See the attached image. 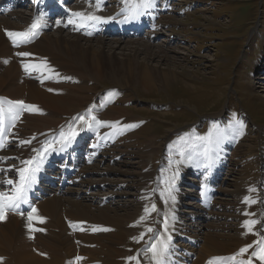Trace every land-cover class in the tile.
<instances>
[{"label":"rangeland","instance_id":"374dc122","mask_svg":"<svg viewBox=\"0 0 264 264\" xmlns=\"http://www.w3.org/2000/svg\"><path fill=\"white\" fill-rule=\"evenodd\" d=\"M90 1L91 0H77L74 3L73 8L77 10L81 9L83 11H89L91 13H96V11L90 10L92 7L89 3ZM110 1H114L113 3L111 2V4L112 5L117 4L116 7L114 8L112 6V8L108 10H104L101 13L100 12L98 13H100L103 16H109V15H114L115 12H119L117 10V7L121 6V4L118 2L124 1V0H110ZM166 1L168 3L165 4V6L169 7L172 10V12L169 11L168 13H164L163 18L164 19L165 18L168 19L169 17H172L173 19L175 18L174 23L169 25V24H163L162 22L160 24L158 39L155 38L153 39V42L152 41L151 42L153 46H155L156 49L158 48L164 49V50L168 49L167 51H169V49L172 48L176 52L172 50V52L166 54L165 58L162 59L161 56H159V58L161 59H159V61H153V62L155 66H158V68L160 69L167 68L169 64L175 65L176 71L178 73L180 72L178 75L179 76L178 84H173L171 86V89L168 87L167 89H164V90L160 88L158 90L154 89V90L148 91L139 82L135 83L134 85H130V86L129 85L127 86L126 84H124L123 80L121 79V77H123V74L116 75V76L114 75L112 76L111 74L108 76L107 74H104V75L102 74V76H100L101 78H98L97 80H93L92 78L87 76L90 79H88L86 82L90 86H92L93 89H89V91L87 92L84 91L87 93V95H89V100L85 103L84 105L85 107L82 108L83 110L81 109L82 113H80L77 116L75 114L73 115L68 114L65 116L59 115V117L62 116L61 118H59L58 115L55 114L54 112L48 111L47 113V110H41V107L39 108L36 104L35 105L32 104L33 106H36L39 109V111H30L32 115L34 114L33 116L30 114V118L32 120L34 116L40 117L41 115L42 116L47 115L48 117H51L50 119L54 118V119L63 120L58 124H54L53 127L55 128L66 123L67 121L70 122L72 120L74 122L72 126H74V128H76L75 130H77V127L80 126V123L82 121L78 119H73V118L85 116L84 118L88 120V117L86 116H88V114L89 116L90 115L92 116L89 110L93 106L92 104L93 102H95L96 104L98 103L100 104V100H101V103H106L108 104V106H111L112 104L116 105L119 102L117 104L118 106H121L123 104L122 106L130 108V111L132 112H129V114L125 115V117L127 118L130 117L131 119L134 118L135 120L131 122L132 123L131 125H137V126L133 128H127V130L124 129L125 131L120 130L118 132V135L114 134L111 138H112V141H116L118 137L119 139L121 138L120 140L122 141L120 142L118 147L122 150L128 149V150L133 151L132 154L134 155L132 156L135 157V160L137 159L136 161H140V165H143L141 166L142 169L136 168V167L132 168V166H128V168L136 172H140L142 170L141 173L145 172V175H148V177L146 176L144 177L149 178V180H151V181L149 180L143 181L144 183L146 182L145 184L143 182L141 183L143 186L139 183L138 186L140 187V190L138 188L134 189L131 187V191L133 193H137V192L139 193L141 192V190L144 193L146 192L145 193L146 196L144 195L141 202L140 201L135 202V206H134L135 209L133 207L134 209L133 212L136 209H138V206L139 208L142 207L141 208L142 210L140 211L142 212V216L145 217V220L151 223L152 217L153 216L155 217V215H157L158 210H156L155 212H150V214L146 215L145 208L147 207L151 209L150 207L152 206V204L150 205L151 200L149 199L148 192L151 190L154 183L159 180V176H160L159 182L161 180L164 181L165 179H169L171 175L174 173L175 168L181 167L183 165V164L181 165V163H176V161H183L182 157H177L174 160H169V164L165 162V164L162 165V158L164 156V153L162 152L163 145L166 142L168 143L172 137V135L171 134L169 135L168 132L170 131V129L175 131L176 129L186 124L195 123L199 127H202V125H207V122L211 117L223 115V118L226 119L225 126H223V128H219L217 127V125L213 124L215 121L211 119L210 125H213L212 126L213 130L210 129L209 131H213V133L215 134H217L218 132H221L223 135V136L222 135L217 136V138L216 137L213 138L214 148H216V145L218 144V142H222L226 138L228 140L231 138L233 141L230 145L231 148L229 150V155L227 157L229 159V161L227 162V164L229 165V169H228V173H226L225 175L226 178L224 177L226 181L224 180L225 183H223L222 185L224 187L221 186L220 189L228 188V190H233V192H231V195H229L230 197L228 196V198L232 199L230 201V205L226 204L224 206L226 208L225 210L223 209L224 212H227L226 213L227 215L236 214L237 216L239 215L240 216L239 218H237L236 216L227 218V216H224V217L215 216L214 217V216L209 215L207 216L209 217V219L207 220L204 217L199 218V220L202 221V223H204V225L206 226L203 228V230H205L204 231L205 233H210L213 239L218 238V241L221 242L220 243L221 245H223V243H226L227 245L226 244L225 245L227 247L230 246L231 249H233L230 251V249L222 248L221 249L222 253L212 254L208 258L209 260H211L215 257H221V255L223 258H226L227 255H231L229 257H234V259L238 261L240 260L247 261L251 258L253 260V264H261V261L252 257L251 254L253 251L257 250V242H259L261 239H264V229H262L264 228V214H263V210H264L263 209L264 208V164L261 165V163L256 160L257 154L252 155V157H249L248 159H245L243 153L246 147L244 145H241V143L245 141L250 127H256V128L259 127L260 128L258 129L259 134L257 131L259 141H260L258 150L262 151L261 159H262V163H264V53H263L264 51V0H166ZM23 13L24 12H22V14ZM24 15L26 14L24 13ZM0 17H4V16H0ZM19 24L23 25V23H19ZM255 29H256V32H253V30ZM55 31L50 30L48 31V33L49 32L54 33ZM167 33L170 34V36ZM99 37L102 38L105 36H98L95 38H99ZM109 38H113V37H109ZM120 38L124 40L125 39H129V40H145L146 39V37L144 36L139 37V38L132 37L133 39H130L129 37H120ZM164 39H168L169 41H163ZM0 44H1L0 45V58H3L2 62L4 64L8 62L11 63L9 66L0 64V84H3L2 87L0 88V92L5 91V93H9L8 96L10 97H12V94H14V97L17 98L18 95L17 94L15 95V93L13 92V89L11 88L12 86L14 87L18 86L16 82L19 81L20 79L21 80H25V79L20 78L19 68L16 65V63L13 61V58L16 56H14L12 51L7 50L8 47L6 45V42L4 44L3 43H0ZM2 45H4L5 47ZM143 49H146V48L143 47ZM32 51H35V50L30 49L31 53L28 50V52L31 54V56L30 55L27 56L29 59L34 58L33 56L34 54L32 53ZM52 51L53 50H51V52ZM4 58L6 61L4 60ZM65 67L66 66H64L61 63L59 66H56V69L58 70V72H60V74H66L67 76L69 75L71 78H73V75L67 74L68 69H66ZM69 71L74 72L76 70L69 69ZM45 75L43 76L44 82L46 81ZM111 77L112 78L114 77V78L112 79ZM2 79H3V82H2ZM51 83H55V85H57L58 83H60V81H58V79H54L51 81ZM4 86L6 87V89ZM71 87L72 86H70V88ZM84 92L82 91L83 95L85 94ZM96 104L94 105V107L97 108L98 105ZM108 106H106V108ZM100 107L102 108V106ZM226 107L227 109L225 110ZM241 110L245 112V116L242 115L240 119H238L240 116L239 112ZM52 114L53 115L55 114L56 116L55 115L53 116ZM105 115L106 114H102L98 116L96 114V117H99L102 121H104ZM204 116H206L207 119H203ZM246 116L250 118L252 121H250V119H248ZM125 117L124 118L121 117L120 119H117V120H112L106 117V121L108 122V124H109V121H113L114 124L112 125L116 124V126H118L117 125V122H118V123H121L123 126H125L126 122H122V121H125L126 119ZM224 119H222V121H224ZM237 120L242 121L243 124L245 125L244 135L238 138L234 136L235 121ZM126 125H130V124H126ZM106 129L108 128L102 127L100 136L104 134L105 132L104 130ZM36 130L37 129L33 131L35 132ZM261 132H262V135H261ZM120 133H122V137H120L119 135ZM166 135L168 136L167 138H166ZM218 138L222 140L220 141L218 140ZM210 140H212V136L210 137ZM179 143L186 145L184 140H180V141L175 140L173 142V145L177 146ZM198 143L199 145H202L203 144L202 139H200ZM207 144L209 147L210 143L208 140H207ZM149 149L151 152L149 151ZM147 153L151 155L148 157ZM224 153L220 154L219 156L223 157ZM142 155L145 158L142 157ZM120 157L122 156L117 157L116 160L120 161L119 160ZM141 158L142 160L143 159L144 160L142 161ZM106 163H108V161L102 162L100 164V167L106 168ZM111 163H112V166L110 165L111 168L118 167V164L115 163V161ZM165 165H168V168H164ZM120 166L122 167L123 165H119V167ZM146 166L147 167L149 166L148 167L149 171ZM143 167L145 168V170ZM150 170L153 172H151ZM163 173L167 174V176H164V178L162 177ZM114 175L115 174L111 175L110 173H108V171H106V177L109 176L108 178H113V177L121 178V179L124 178L122 175H119L118 177L117 175L116 176ZM156 176H157V180H155ZM89 177H93V176L90 174ZM89 177H86V178H89ZM133 177L137 179L140 176L139 174H134ZM238 180H239V183L237 182ZM159 182H157V184H159ZM184 185H191V184L188 182V183H185ZM94 186L96 189L101 188L100 185L98 184H94ZM125 186L126 184L123 186H120L119 189L120 190L126 189ZM162 187L163 188L166 187L165 182L162 183ZM167 188L168 187H166V189ZM253 188L256 189V191H250V189H253ZM102 189L103 190L106 189V186L102 187ZM190 189H192V187ZM246 196L251 197L256 202L251 203V204L244 203ZM168 197L170 200L171 190H169V188L168 190H166V192L162 196V201H164V203L161 202V199L159 200L161 204V206L159 204L160 209L162 207V210L160 211V213L162 214V219L165 218L166 214L168 213L167 212L166 214H164L165 211L167 210L169 211L170 209L169 207H171V205L174 202V201L173 202L171 201L172 204L171 202L167 203L166 199ZM43 201L44 200L40 202L42 203ZM188 202H191V201H188ZM188 202L184 201L185 204H187ZM41 203H38V204L36 203V207H35L36 213H33V217L43 218L44 221L40 222L41 224H38V225L37 223H39L38 222L39 220L35 219V224L38 227L45 229V231L43 233L37 234L38 236L36 235V237H34L29 229V226L27 227V219L24 216H20V219L18 220L17 224L18 226L22 225V227L19 230L15 229L13 233L15 241L18 238H20L21 244L23 245L26 244V241H27L28 249L26 248V245H24L26 253L28 254L33 253L34 255L36 252L34 251V249L36 248L34 246L36 245L37 242H42L41 244L44 247L46 246L45 248L49 252L51 250H48V248L53 247L51 248L53 249V251H51L50 254L51 255L54 254V256L57 257V258L55 257L54 264H65V259L67 258L69 259L71 257L73 259L71 258L70 263L76 264V262H74L76 259L74 258H76L78 255L81 256V259L83 258H86L88 260L95 259L94 257L95 255H92V252L95 251V249L96 251L101 250L103 252L111 253L112 243H110L107 238L109 235L106 234V232L104 233L102 230H100V228H98L99 226L98 224L96 223L89 224L90 227L96 226V229L97 230L99 229L97 231L99 233H95V231H93V234H92V232H90L92 235H95L93 239L94 241L90 239L87 240V241L90 240L89 242H96V245H93L92 243V245H85L84 247V245L81 244V242L78 243V241H83L82 238L84 237L83 234L82 233L79 234V232L83 230L82 227L84 225L82 223L85 221L87 222L89 220H84L83 218L82 219L77 218L76 220L70 221L69 218L64 217V220H66L64 221L65 225L67 226L70 225L71 227H73L75 226L73 225V223L81 224L79 226H81L82 230L80 229L75 233L66 234L62 236L61 230L58 228V225H57L60 217L57 215L52 216L51 214H48L49 215L48 216L46 212L42 211L41 209L42 207L39 206V204ZM180 205L181 203H178V207H180ZM235 206H240L241 209H238L236 212L234 208ZM223 210L221 212H223ZM247 212H248V215H246ZM245 219L249 221L250 220L257 221V223L255 224L251 232H249V230L244 226L245 221H246ZM225 221L231 223L230 224L231 227L228 228L229 230L227 229V224ZM48 222L52 224L48 225L49 224ZM54 222L56 225H54ZM86 222L84 224L88 223ZM3 223H4V220L0 224L1 230L4 226ZM43 223H45L47 226H45V224ZM117 223L118 222H116V225H120L119 223L118 224ZM132 223L134 224L133 226L135 227L134 221ZM190 223H193V222L190 221ZM125 224H128V223H125ZM140 224L144 226L143 221ZM155 224L156 225L158 224L161 226L162 222L154 221L153 226ZM195 225H199V223L197 224L195 223ZM67 226L65 227L68 230ZM52 227H54L53 228L54 230L53 229L51 230ZM55 227L57 228L55 229ZM102 227H104V225L101 226V229ZM138 229L140 231L139 236L141 235L143 238L140 239L141 236L138 237L137 239L129 238L127 243L123 241L121 244H119L117 248V252H118L117 254L119 255V257L116 256L117 254L112 253L113 255L111 256H113V258L111 259L108 257L109 262L110 260L111 261L113 260L112 262H110V264H112L113 262H114L113 264H115V261L117 262V260L118 262L116 264H118L119 262L121 264H133V261L135 263V260L130 261L128 257L134 254L135 250L138 247L140 248L141 245L144 243V241H146L147 237L150 236L151 234V232H149L148 230L147 231H145V229L143 230L142 226L139 227ZM161 229L162 227L158 231L156 230L155 235H157ZM236 229H238V231L241 230V234H242L241 237L237 239L232 238L229 235V234L235 235V233L237 232ZM223 231H226V232H223ZM227 233L229 234L226 235ZM134 235H137V233H134ZM67 237L69 238L71 237L70 238L71 242L75 240L73 244H77V245H74L73 247H71V249L70 247L66 246V241L68 240ZM153 237H151V239ZM212 237L205 239V241L201 238L199 240L200 241L199 243H204V242L208 243V246L211 249H213L215 242L213 241V243H211ZM106 244H107V247H106ZM216 244H217L216 247L218 248L221 247L219 246V243H216ZM54 245L57 251L54 250L55 249ZM79 245H81L82 247ZM116 245L117 244L115 243L114 247ZM249 245H251L252 247H249L246 253H244L243 255H238V253L240 252V249L245 248L246 246H249ZM32 246L34 247V249ZM20 247L21 245H17V248H20ZM59 249L62 250L61 252L66 255H63L62 253L60 255ZM120 251L122 253L127 251L129 255L125 257L121 255L122 257H120ZM198 251H200V248H198ZM141 252L144 253V251H141ZM230 252L232 253L229 254ZM102 256L105 257V255H102ZM4 257L5 256L4 255L2 256L0 252V258H2V260L5 261ZM59 257H62V258H59ZM145 258L141 259V261H144ZM149 260H151V257L147 261ZM230 261L233 262L232 264H235L236 262L233 260H229L228 264ZM0 264H2V261H0ZM23 264H31V263L28 262V263H23ZM237 264H240V263H237Z\"/></svg>","mask_w":264,"mask_h":264},{"label":"bare ground","instance_id":"6f19581e","mask_svg":"<svg viewBox=\"0 0 264 264\" xmlns=\"http://www.w3.org/2000/svg\"><path fill=\"white\" fill-rule=\"evenodd\" d=\"M85 8H86V6H85ZM162 18H163V16H160V18L158 19L156 30L154 31V34L158 31V28L162 22H163V24H169L170 25V24L174 23V19H175V18L173 19L172 17H169V18L167 17L168 19L163 18V20H162ZM29 20H30V17L24 15V13L22 14V12H20V11H14V12H11L4 17H0V43L4 44L6 42V45L8 47L7 50H10L14 53V50L12 49L10 43L8 42V40H6L3 32H1L2 29H9L11 32H13V31L17 32L19 30H23V28H24V26L20 25L19 23L26 24ZM168 35L170 36V34H168ZM118 37L117 36L113 37V38H109V37L108 38L107 37H102V38H100V37L99 38L84 37L80 34L72 33L71 31L65 30L62 28L57 29L54 33L53 32L44 33L32 45L18 50L19 53L20 52H28V50L30 52V49L35 50V51H32V53L34 54L33 55L34 58L29 59L27 56L26 57L20 56L21 59L18 57L13 58V61L16 63V65L18 62L17 59H19L20 61H23L25 64H28L32 67H29V72L31 73L29 79L25 78L24 73H22L19 70L20 78L25 79V80H21V79L19 81L16 80L17 81L16 84L18 86H15V87L12 86L11 89H13V92L15 93V95L17 94L19 98L18 97L15 98L14 94H12L11 98L14 97L13 99H16V100H26V101L34 104V105L36 104L39 108L41 107V110H47V113H48V111L54 112L55 114L58 115V117H59V115L65 116L68 114L69 115L75 114L77 116L80 113H82V110H83L82 108L85 107L84 106L85 103L89 100V95H87L86 92L89 91V89H93V87L90 86L86 81L90 78H92L93 80H97L98 78H101L100 76H102V74L103 75L107 74V76L110 74L112 76L123 74V77H121V79L123 80L124 84H126L127 86L128 85L130 86V85H134L135 83L139 82L148 91H151L154 89L158 90L160 88H162V90H164V89H167L168 87L171 89V86L173 84L179 83V80H178L179 76L178 75L180 72L178 73L176 71L175 65L169 64V66L167 68L160 69V68H158V66H155V64L153 62V61H159V59H161V58L162 59L165 58L166 54L172 52V50L174 52H176L174 49L170 48L169 51H167L168 49L167 50L159 49V48L156 49L155 46H153V44H152L153 41L151 40L150 37H147L145 39L146 41L145 40H129V39L124 40V39L120 38L122 36H118ZM129 38L133 39L132 37H129ZM170 38H169V40H170ZM169 40L164 39L163 41H169ZM2 46H4V45H2ZM143 47H145L146 49H143ZM51 50H53V51L51 52ZM165 51H166V53H165ZM161 53H163V54H161ZM159 56H161V58H159ZM4 60H5V58H4ZM33 61H36V63L34 65H31ZM61 63L64 66H66L65 67L66 69H68V72L66 71L67 74L73 75V78H71L69 75L67 76L66 74H60V72H58V70L56 69V66H59ZM43 67H44L45 72H46L45 78L49 73H53V77L49 80H46L45 82L43 80V74H41ZM69 69L70 70L75 69L76 71L70 72ZM33 71H34V73L32 74ZM87 76H89L90 78ZM68 77H70V79H67ZM54 79H58V81H60V83H58L57 85H55V83H51V81ZM42 80H43V82H42ZM68 80H70V81H68ZM2 82H3V79H2ZM2 85L3 84H0V88L2 87ZM70 86H72V87L70 88ZM5 89H6V87H5ZM49 89H51V91ZM82 91L83 92L86 91V92H84L85 93L84 95H83ZM8 94L9 93H5V91L0 92V95L8 96ZM91 100H92V98H91ZM117 104L116 105L112 104L111 106L107 105L108 107L107 108L105 107L106 109L104 108V110H100L101 107L99 105V107L98 106H97V108L95 107L96 108V114L98 116L102 115V114H106L104 117L105 120H106V117L110 118L112 120H117V119H120L121 117L124 118L125 115L129 114V112H132V111H130V108L122 106L123 104L122 105L120 104L121 106H118ZM30 114H31V112L27 111L26 114L23 115L22 119L19 121L17 126L16 125L14 126L13 131L10 134V138L13 139V141H14L13 145H11V148L8 151L2 153V156L4 157L3 160L6 159L8 155H10L11 157L14 158V160L12 161L13 163L10 162V163L4 165L5 167H8V171L9 170L11 171L12 177H14L17 174V169H19L20 167H23L22 161L28 160L31 153H32L31 152L32 146H30L29 143L28 144H22L21 141H29L34 135H36L40 132H43L45 130L51 129V128H55V127H53L54 124H58L61 121H63L61 119H54V118L50 119L51 117H48L47 115H46L47 117L42 116V115L40 117L34 116L33 119L31 120ZM108 115H110V116H108ZM61 117H59V118H61ZM125 118H126L125 121H122V122H126V124H130V125L132 124L131 122H133V120H135L134 118L131 119L130 117L129 118L125 117ZM67 122L70 123V125L72 124L71 123L72 120L70 122L69 121H67ZM109 122H111V121H109ZM50 124H52V125H50ZM73 124H74V122H73ZM77 125H79V124H77ZM117 125L121 127V130L125 129L121 123H118ZM59 127H56V128H59ZM105 127H110V125L108 126V124H106L104 126V128ZM35 129H37V130L34 132L33 130H35ZM31 130L34 132V134ZM172 131L173 130L170 129L168 134ZM257 131H258V128L250 127L249 132L247 134V137H246L245 141H243L241 143V145H244L246 147L244 150V153H243L245 159H248L249 157H252V155L257 154L256 155L257 159L256 158H254V159H256L257 161L260 162L262 151L258 150L260 141H259ZM27 133H29V134H27ZM119 135H121V133ZM120 139L118 137L116 139V141H112V146H110L106 151H104L102 153L101 158H99L96 163H93L91 165H86L83 167L81 176H83L84 174H87L88 176H90V174H91L93 177L83 179L81 183H77L74 186L69 187L67 190H65L62 193H57V192H55L57 190H53V193H54L53 195H50L49 197L43 199L44 201L42 203L38 202V203H41V204H39V206L42 207L41 208L42 211L46 212L47 215L51 214L52 216L57 215L60 217L57 225H58V228L61 230L62 236L66 235V234H72L65 227L67 225H65L64 221H66V220H64V217L69 218L70 221L76 220L77 218H81V219L83 218L84 220H89V221H87L88 223L85 221L87 224H84L85 225L84 229L79 232V234L82 233L84 237L82 238L83 241H78V243L81 242V244H83L84 247H85V245H92V243H93V245H96V242H89V241L90 240L94 241L93 239H94L95 235H92L93 231H95V233H99V232H97L99 229L97 230L96 226L93 225L94 227H92V226L90 227L89 224L96 223L100 226L99 227L97 225L98 228H100V229H101V226H103V225H104V227H102V229H108L109 228L107 231H104V230H102V231L104 233L106 232V234L109 235L107 238H108V241L110 243H112L111 253L110 252H103L101 250L96 251V249H95V251L92 252V255H95L94 256L95 259L88 260L86 258H83L80 260L79 263H76V264H93V263H95V264H110V262H112L113 260L112 261L110 260V262H109L108 257L112 259L113 256H111V255H113L114 253L115 254L118 253L117 248H118L119 244H121L123 241H125L127 243L129 238H131V239L136 238L137 239L138 237H140L141 235L139 236V234H140V231L138 229L139 227L142 226L143 230L148 228V226H147L148 221H146L145 219L144 220L139 219V218L143 217L142 212H140L142 210L141 209L142 207L139 208V206H138V209H136L133 212V210L135 209V207H134L135 202L136 201L141 202L146 192L144 193L141 190V192H139V193L138 192L133 193L131 191V187L134 189L138 188L140 190V187L138 186L139 183L141 184L143 181L149 180V178H146V177H148V175H145V172L141 173L142 172L141 166H143V165H140V161H136L137 159L135 160V157L132 156V155H134V154H132L133 151L128 150V149L122 150L118 147L120 142L122 141ZM220 140H222V139H220ZM227 140L228 139L226 138L224 141L218 142L217 145H220L221 149H218L215 151L216 155L215 156L212 155L211 156L212 159L218 158V156L220 154H222L226 151L227 147L225 145L227 143L226 142ZM154 142H156V141H154ZM217 145H216V148H217ZM146 147H148V146H146ZM142 150H140V151H142ZM149 151H150V149H149ZM144 153H146V152H144ZM152 154H154V153H152ZM150 155L148 154V157ZM118 156H122L123 159H121V160L119 159L120 161L115 160V159H117ZM142 157H144V156L142 155ZM114 160H115V163L118 164V167L111 168L110 167V165L112 166L111 162H113ZM141 160H142V158H141ZM104 161L105 162L108 161V163H106V168L100 167V164ZM222 161L226 162L228 160L226 158H224L223 160L217 159L216 167L220 168L222 166V164H221ZM141 164H143V163H141ZM119 165H123V166L119 167ZM15 166L17 168H15ZM128 166H132V168H134V167L141 168L140 169L141 171L136 172V171L130 170L128 168ZM144 170H145V168H144ZM106 171H108V173H110L111 175H113V174H115L114 176L117 175V177L119 175H122L124 178H122V179L121 178H114V177L108 178L109 176L106 177ZM148 171H149V168H148ZM175 171H177V170L175 169L174 172ZM151 172H153V171H151ZM213 172H214L216 178H218V177L220 178L219 184L225 180L222 176L221 169H215L214 168ZM134 174H139L140 177L136 179L133 177ZM228 175H230V174H228ZM144 176H146V177H144ZM178 180L180 182V185H184L185 183L189 182L187 180H184L181 176H179ZM190 180L193 181V185H196L197 183L199 184V180L197 178L196 179L195 178L190 179ZM149 181H151V180H149ZM237 182L239 183V180ZM100 183H101V185H103V184L106 185V189H104V190L102 188L96 189L94 187V184L100 185ZM125 184H126V186H125L126 189L120 190L119 189L120 186H123ZM222 187H224V186H222ZM173 190L175 192V197H176L174 205H173L172 214H171V216H173L175 214V216L172 219L174 226L168 227L167 235L165 237H167L168 235H170L172 237V234H174L173 231L183 229V227H181L180 223H179V220L182 219V224L187 225L186 228L189 229V233H187V234L196 238L198 241L197 246H195V247L191 246V245L189 246L187 244L179 243L180 245H184V246L189 247L193 251V253L196 255L197 258L194 260L193 264H205L209 260L208 257L210 255L222 253L221 252L222 248L230 249V251L233 250V249H231V247L229 245L228 246L230 248L227 247L226 243H223V245H221L220 244L221 242L218 241V238L214 237L215 239H213V237L211 236L210 233H205L204 232L205 230H203V228L206 226L204 225V223H202V221H200V220L196 221L195 223L196 224L199 223V225H195V223H190V221H191L190 218L187 220L188 213L193 214V215H197L199 217H203L202 212H200V210H199L200 205L197 204L195 202L196 199H194V197L197 198L195 195L196 194L195 190L194 189H186L188 193H183L185 190L184 188H176L175 187V188H173ZM217 191H218L219 196L216 199V201L213 203L212 210L208 213V216L209 215L214 216V217L215 216H219V217L227 216V218L236 216L237 218H239L240 215L237 216L236 214H232V215L228 214L229 215L228 216L226 214L227 212H224V210L226 209L224 206L226 204L230 205V201L232 199L228 198V196L231 195V192H233V190H228V188L227 189L221 188V189H217ZM148 193H150V191ZM244 195H246V194H244ZM107 197H111V199L108 203H104V200ZM179 197L182 198L183 200L184 199H190L191 202L187 201L188 202L187 204H183V202H182L180 207H178V203H180ZM161 202H163V201L161 200ZM168 202H171V201L167 200V203ZM159 204H160V202H159ZM235 204H237V203H235ZM187 205L189 206V209L185 210ZM160 206H161V204H160ZM160 206L158 205V208H157L158 213L154 217L155 222H157V221L161 222L162 221V214L160 213V211L162 210V207L160 209ZM133 207H134V209H133ZM183 207H185V208H183ZM175 208H178L177 212L174 211ZM234 208H235L236 212L238 209H241L240 206H235ZM222 210H223V212H221ZM121 211H123V212H121ZM263 214H264V210H263ZM20 216H22V215H13L11 213L8 214L6 216V219L4 220V223H3L4 226H3L2 230L0 229V252H1L2 256L3 255L5 256L4 257L5 261L2 260V264H18V262H19V264L28 263V262L31 264H54V260H55L56 256H54L53 253H52L53 255L50 254V252L53 251V249H51L53 247L48 248V250H51L49 252L46 250V248H45L46 246L44 247L41 244L42 242H37L36 245L34 246V247H36L35 249H37V252H35V254L33 255V253L28 254L25 251L24 245H26V248L28 249L27 241H26V244L23 245V244H21L20 238H18L16 241L14 240V234H13L14 230L15 229L19 230L22 227V225L18 226V224H17L18 220L20 219ZM245 216H244V218H245ZM261 217H263V216H261ZM163 219H165V218H163ZM70 221H68V222H70ZM133 221L135 223V227L133 226L134 225L132 223ZM142 221L144 222V226L140 224ZM246 221H249V220H246ZM116 222H118L120 225H116ZM231 222H233V221H231ZM71 223H73V222H71ZM125 223H128V224H125ZM38 224H41V223L39 222V223H37V225ZM43 224H45V223H43ZM51 224L52 223H49L48 225H51ZM226 224H227V229L231 227L230 222H226ZM54 225H56L55 222H54ZM54 225H52V226H54ZM45 226H47V225L45 224ZM161 226L158 224L154 225V227H156L157 231L161 228ZM223 226H224V224H223ZM86 227H88L89 229ZM53 228L54 227H52L51 230ZM56 228L57 227H55V229ZM239 228H241V227H239ZM236 230H237V232L235 233V235H232L229 233H227L226 235L229 234L232 238H235V239L240 238L242 235L241 230H239V231H238V229H236ZM90 232H92V234ZM223 232H226V231H223ZM134 233H137V235H134ZM52 235H53V233H52ZM211 237H212L211 243H213V241L215 242L213 249H211L208 246V243H205V242L199 243L200 242L199 240L201 238L205 241V239H208ZM67 238H68V240L66 241V246L70 247V249L74 245H77V244H73V242H75V240L73 242H71V240H70L71 237L70 238L67 237ZM41 239H43V238H41ZM88 239H90V240L87 241ZM145 239H146V237H145ZM234 242H235V240H234ZM115 243L117 245L114 247ZM144 243H145V241H144ZM216 243H219V246H221V247L220 248L216 247L217 246ZM17 245H21V247L17 248ZM235 245H237V244H235ZM79 246H81V245H79ZM211 246H213V245H211ZM34 247H33V249H34ZM54 247H55V245H54ZM106 247H107V244H106ZM62 248H64V247H62ZM138 248L135 250V252L132 256V257H136L135 264H141V259H143L147 256L151 257L150 252H144L143 253V252H141L142 248L141 249L140 248L138 249ZM198 248H200V251H198ZM234 248H235V246H234ZM35 249H34V251H35ZM54 250H56V247ZM61 251L62 250L59 251L60 255L62 253ZM197 251L200 253H198ZM225 251H227V250H225ZM69 253H71V252H69ZM231 253L232 252H230L229 254H231ZM226 254H228V253H226ZM55 255H57V254H55ZM63 255H66V254H63ZM102 255H105V257H103ZM121 255L125 257L129 254L127 251H125L123 253L120 251V257H122ZM116 256L119 257L118 254ZM213 256H215V255H213ZM66 257H64V258H66ZM70 257H71V255H70ZM221 257H222V255H221ZM59 258H62V257H59ZM71 258H70V260H71ZM74 259H76V258H74ZM228 261L229 260L226 259L221 264H228ZM117 262H118V260H117ZM117 262L115 261V264ZM230 262H229V264L233 263L232 261H230ZM145 264H153V261H145ZM235 264H237V263L235 262Z\"/></svg>","mask_w":264,"mask_h":264},{"label":"snow or ice","instance_id":"6c2138e0","mask_svg":"<svg viewBox=\"0 0 264 264\" xmlns=\"http://www.w3.org/2000/svg\"><path fill=\"white\" fill-rule=\"evenodd\" d=\"M101 0H97V8L99 9ZM124 3L126 5V10L122 13L124 15V21L128 22L130 20L136 19L140 15H143L148 9L152 8L154 6V0H124ZM73 17L79 18V20L70 19L68 21L69 24H75L77 28H87V27H95L99 24H104L110 22L113 18L112 17H102L94 14H84L81 12H75L72 14ZM42 20V16H38L30 26V28L24 32H7L6 34L13 38V43L17 44L18 41L16 38H19L20 42H30V39L36 35V31L40 26V22ZM87 34L91 35V32H88ZM19 56H29L30 53L27 52H20L18 53ZM46 63V62H45ZM29 67H32L28 64L24 65L25 70L27 71ZM70 79V78H67ZM51 91V89H49ZM7 104V107H4V104ZM24 111H39V109L36 106L33 105H27L24 103V101H3L0 100V125H3V117L7 115L9 118L10 124L14 125L17 120L20 119L21 114ZM91 111V110H89ZM78 119L82 121L85 125H88L91 127L92 125L89 124L88 120H86L83 116H80ZM91 120L96 125H103L105 122L98 121L94 116L91 117ZM118 124V122H117ZM112 127H115L116 125H110ZM137 125H125L124 128H133ZM244 128L245 125L242 121H235V128H234V136L236 138L244 135ZM78 135V132L75 130L74 126L69 125V130L67 132L61 130L59 133V137L47 141L43 147L40 150L33 149V151L37 152V155L22 161L23 167H20L17 169V172L19 174V181L14 182L13 180H8L7 184L13 185L11 189V194L7 192L0 191V221H3L6 219V212L16 211L20 212V206L21 204H28L27 199V192L31 188L32 184L36 182V174L41 171V165L44 163V160L50 152L55 151H63L65 148H67L72 140L75 139V137ZM211 133L209 134V137H200L198 139L202 140H210ZM22 144H28L31 143V141H21ZM59 144L61 145L60 148H56L55 145ZM6 146V137H5V129L0 126V149H3ZM209 149L205 148L204 150V157L206 163L204 164L205 168H211L212 164L214 163V160H212L211 156L209 155ZM180 155L183 157V153H180ZM2 159V158H0ZM183 161H176V163H181ZM0 171H4L3 169H0ZM179 175V171L177 169L176 172H174L171 177L169 178V188H171L174 185L176 177ZM250 191H256V189H250ZM163 195V193H162ZM174 201V197H172ZM244 202L246 204L255 203L251 197H245ZM156 206L153 204L151 206V209L145 208V213L150 214V212H155ZM36 212V209L34 207L31 208V210L28 213L29 220L38 219L39 222H43V218H35L33 217V213ZM22 214V213H20ZM248 215V213H246ZM145 217H141V220H144ZM257 223L256 220H250L245 221L244 226L249 230V232L252 231L255 224ZM165 229H167V224H165ZM38 229L31 228L30 231H37ZM107 231L108 229H100ZM149 232L152 231L151 228L148 229ZM143 237L141 236L140 239ZM136 239V238H134ZM170 241L171 236L168 235L165 237V235L161 234L156 236L154 242L150 245V247L147 249L151 253V259L153 261V264H166L167 258L171 255L170 251ZM252 247L251 245L246 246L245 248L240 249V252L238 255H243L248 251V248ZM257 249L256 251L252 252V257L258 259L261 261V264H264V239H261L259 242H257ZM81 257H76V260H80ZM130 261L135 260L136 257H129ZM234 260V257L230 258H223V257H216L211 260H209L208 264H221L224 260ZM0 261H2V258H0ZM240 264H253V260L250 258L247 261H240Z\"/></svg>","mask_w":264,"mask_h":264}]
</instances>
